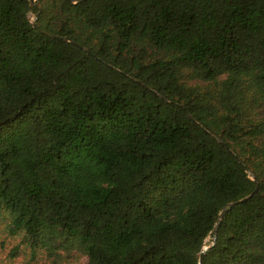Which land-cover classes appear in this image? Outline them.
<instances>
[{"label":"trees","instance_id":"16d2710c","mask_svg":"<svg viewBox=\"0 0 264 264\" xmlns=\"http://www.w3.org/2000/svg\"><path fill=\"white\" fill-rule=\"evenodd\" d=\"M0 219L33 256L264 264V0H0Z\"/></svg>","mask_w":264,"mask_h":264},{"label":"rangeland","instance_id":"374dc122","mask_svg":"<svg viewBox=\"0 0 264 264\" xmlns=\"http://www.w3.org/2000/svg\"><path fill=\"white\" fill-rule=\"evenodd\" d=\"M28 18L31 22L35 20L32 12H29ZM5 224L0 219V264H85L87 261L85 256L78 253L57 258L48 257L44 251L38 250L33 256L30 248L22 241V236L11 235Z\"/></svg>","mask_w":264,"mask_h":264},{"label":"water","instance_id":"95a60500","mask_svg":"<svg viewBox=\"0 0 264 264\" xmlns=\"http://www.w3.org/2000/svg\"><path fill=\"white\" fill-rule=\"evenodd\" d=\"M35 2V0H30V5H33ZM30 21V20H29ZM31 22V21H30ZM32 26L36 27L35 25V22L32 21L31 22ZM41 32L51 36V37H54V38H58V39H62V40H66V41H71L68 37H61V36H58V35H55V34H52L51 32H48L46 30H43V29H40ZM76 46L80 47V48H83L87 53H89V50L87 48H84L81 44L77 43V42H73ZM250 177L255 181V190L256 191L258 189V183H257V180L256 178L251 174ZM251 194H249L248 196H250ZM232 203L228 204L227 206L223 207V209L221 210L220 214H219V219L217 221V223L214 225L213 227V230H212V234H213V237H212V242H211V245L214 244L215 242V238H216V232H217V228L220 224V221L221 219L223 218L228 206H231ZM209 246L208 245H204L203 249L201 250L200 252V256H199V261L202 259L203 255H204V252L205 250L208 248Z\"/></svg>","mask_w":264,"mask_h":264}]
</instances>
